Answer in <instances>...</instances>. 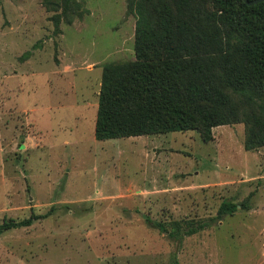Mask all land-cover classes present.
<instances>
[{"label":"rangeland","instance_id":"obj_1","mask_svg":"<svg viewBox=\"0 0 264 264\" xmlns=\"http://www.w3.org/2000/svg\"><path fill=\"white\" fill-rule=\"evenodd\" d=\"M134 28L126 0H0V225L46 215L0 235V264H264V147L244 150V124L95 140L102 67L134 60ZM128 186L151 193L95 197ZM224 200L248 210L211 222ZM177 222L211 225L170 239Z\"/></svg>","mask_w":264,"mask_h":264},{"label":"trees","instance_id":"obj_2","mask_svg":"<svg viewBox=\"0 0 264 264\" xmlns=\"http://www.w3.org/2000/svg\"><path fill=\"white\" fill-rule=\"evenodd\" d=\"M126 13L135 17L134 60L102 67L96 141L196 131L208 143L213 128L244 124V150L264 147V2L126 0ZM238 209L248 207L224 200L210 221ZM45 217L4 221L0 235ZM211 222H177L167 236L190 237Z\"/></svg>","mask_w":264,"mask_h":264},{"label":"crops","instance_id":"obj_3","mask_svg":"<svg viewBox=\"0 0 264 264\" xmlns=\"http://www.w3.org/2000/svg\"><path fill=\"white\" fill-rule=\"evenodd\" d=\"M97 106H98V103H97ZM97 106H96V108H97ZM23 113L28 116V117H26L27 120H30L31 123L33 122L35 134L40 135V131L37 127L38 126L37 123L35 122V120L31 116H29L30 111L27 113L26 112H23ZM96 113H97V111H96ZM95 120H96V117H95ZM94 125H95V121H94ZM134 138H136V137H134ZM150 193H151L150 191H147L144 188H133L131 186H128L125 189L117 188L115 191H112V192H103V191L99 192L98 191V192H96L95 197H97L98 200L109 201V202L112 201L113 202V200H115V201H122V200H127V199L132 200V198L134 196L146 195V194H150Z\"/></svg>","mask_w":264,"mask_h":264},{"label":"water","instance_id":"obj_4","mask_svg":"<svg viewBox=\"0 0 264 264\" xmlns=\"http://www.w3.org/2000/svg\"><path fill=\"white\" fill-rule=\"evenodd\" d=\"M243 2L247 5V6H253L259 3L264 2V0H243Z\"/></svg>","mask_w":264,"mask_h":264}]
</instances>
